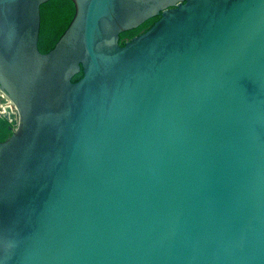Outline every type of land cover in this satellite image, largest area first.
<instances>
[{
	"label": "water",
	"instance_id": "95a60500",
	"mask_svg": "<svg viewBox=\"0 0 264 264\" xmlns=\"http://www.w3.org/2000/svg\"><path fill=\"white\" fill-rule=\"evenodd\" d=\"M48 1L0 0V264H264V0H72L42 52Z\"/></svg>",
	"mask_w": 264,
	"mask_h": 264
},
{
	"label": "trees",
	"instance_id": "16d2710c",
	"mask_svg": "<svg viewBox=\"0 0 264 264\" xmlns=\"http://www.w3.org/2000/svg\"><path fill=\"white\" fill-rule=\"evenodd\" d=\"M75 14V5L72 0H50L41 6V32L39 48L42 52H48L54 48L61 35L68 28ZM160 18V15L146 20L138 27L126 30L120 35V44L124 45L128 40L147 31ZM83 76V70L73 76L76 82ZM16 121H11L0 115V142L7 139L15 128ZM12 126V127H11Z\"/></svg>",
	"mask_w": 264,
	"mask_h": 264
},
{
	"label": "rangeland",
	"instance_id": "374dc122",
	"mask_svg": "<svg viewBox=\"0 0 264 264\" xmlns=\"http://www.w3.org/2000/svg\"><path fill=\"white\" fill-rule=\"evenodd\" d=\"M0 93H1V91H0ZM5 97L6 96L0 98V106L2 107V109L6 108L8 106V104L3 102V98L5 99ZM1 107H0V109H1Z\"/></svg>",
	"mask_w": 264,
	"mask_h": 264
},
{
	"label": "bare ground",
	"instance_id": "6f19581e",
	"mask_svg": "<svg viewBox=\"0 0 264 264\" xmlns=\"http://www.w3.org/2000/svg\"><path fill=\"white\" fill-rule=\"evenodd\" d=\"M2 97V96H1ZM10 104L8 103V106L6 108H4V111H6L8 108H10Z\"/></svg>",
	"mask_w": 264,
	"mask_h": 264
},
{
	"label": "flooded vegetation",
	"instance_id": "af4514ba",
	"mask_svg": "<svg viewBox=\"0 0 264 264\" xmlns=\"http://www.w3.org/2000/svg\"><path fill=\"white\" fill-rule=\"evenodd\" d=\"M1 107V106H0ZM4 111V108L2 109V107H1V109H0V112H3Z\"/></svg>",
	"mask_w": 264,
	"mask_h": 264
}]
</instances>
